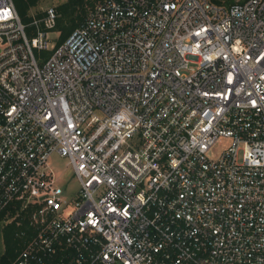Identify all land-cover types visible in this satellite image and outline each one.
I'll list each match as a JSON object with an SVG mask.
<instances>
[{
	"label": "built area",
	"instance_id": "obj_1",
	"mask_svg": "<svg viewBox=\"0 0 264 264\" xmlns=\"http://www.w3.org/2000/svg\"><path fill=\"white\" fill-rule=\"evenodd\" d=\"M41 13L0 0L12 264H264V0H101L51 48Z\"/></svg>",
	"mask_w": 264,
	"mask_h": 264
},
{
	"label": "trees",
	"instance_id": "obj_2",
	"mask_svg": "<svg viewBox=\"0 0 264 264\" xmlns=\"http://www.w3.org/2000/svg\"><path fill=\"white\" fill-rule=\"evenodd\" d=\"M101 0H65L56 7L58 13L57 26L55 32L59 34L56 46L61 45L69 37L71 32L82 25L89 13ZM217 4L231 5L236 0H211ZM43 0H14L16 10L21 21L28 25L32 22L34 17H40L41 11L37 8ZM53 51H48L42 54L43 59H47L52 55ZM4 218L2 215L1 219ZM26 225V224H25ZM25 226L18 227L16 223L7 225L4 230L5 251L0 256V264H12L19 252L24 246V240L17 237V233L24 230ZM29 238V237H28Z\"/></svg>",
	"mask_w": 264,
	"mask_h": 264
},
{
	"label": "rangeland",
	"instance_id": "obj_3",
	"mask_svg": "<svg viewBox=\"0 0 264 264\" xmlns=\"http://www.w3.org/2000/svg\"><path fill=\"white\" fill-rule=\"evenodd\" d=\"M65 0H43V2L40 4V6L37 8V11H41L42 9H45L49 6L57 7L61 3H63ZM49 37L51 39V45L50 48L53 47L54 44H56L57 39L59 38V34L55 31H51L49 34ZM48 52V51H47ZM46 52H43L44 54ZM50 164L53 168V170L58 174H63V180L61 184L63 186H70L72 195L71 197H74V191L78 188V183L76 180L72 177L71 169L67 167V161L61 158L52 157ZM6 228V225L4 222H0V256L5 251V239H4V230Z\"/></svg>",
	"mask_w": 264,
	"mask_h": 264
}]
</instances>
